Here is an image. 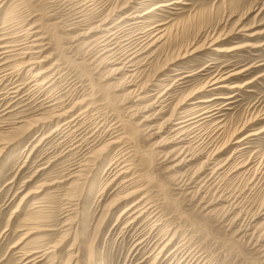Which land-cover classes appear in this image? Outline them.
Instances as JSON below:
<instances>
[{"label":"rangeland","instance_id":"374dc122","mask_svg":"<svg viewBox=\"0 0 264 264\" xmlns=\"http://www.w3.org/2000/svg\"><path fill=\"white\" fill-rule=\"evenodd\" d=\"M174 1L128 0V7L112 16L110 23L129 12L151 10L133 31L155 24L166 30L139 58L144 60L134 77L117 72L116 64L92 60L88 42L99 33L89 32L98 20L94 14L89 13V21L77 27L71 24L76 16L67 0L1 4L0 46L17 43L33 25L44 40L41 57H48L39 67L54 65V78L41 90L31 81L38 67L29 71L21 55L0 54V141L16 138L11 129L19 115L28 121L47 116L52 108L42 103L50 99L56 98L52 103L58 101L59 108L71 110L63 119L79 116L72 126L56 132L58 121L38 124L0 153V264H24L31 259L35 263L28 264H264V175L255 170L264 160V0L171 4ZM125 2L111 0L102 17ZM160 4L169 5L156 9ZM236 21L240 27L254 26L252 31L259 33L253 37L235 34L220 42L227 48L242 46L232 51L217 52L208 46L209 32L228 31ZM196 47L195 54L179 57ZM241 70L228 81L238 87L208 88L195 94L218 72ZM185 75H189L186 82L178 84ZM16 84L23 88L12 99L7 93ZM170 87H176L173 97L160 112L158 104L151 106L155 96L150 94ZM201 97L216 98L200 107L223 106L222 115L201 131L208 143L215 137L214 146L191 143L195 159L177 167L186 154L180 156L181 143L166 137L172 124L165 127L164 123L179 100L190 108ZM11 99L16 102L9 104ZM244 125L237 136L261 132L249 138L244 153L236 154L230 136ZM216 148L223 150L215 163L224 165L226 172L219 175L220 169L208 181L212 167L217 166L211 160ZM208 160L213 163L204 171ZM83 162L86 165L78 171ZM124 165L129 172L115 178ZM77 171L82 178L72 177ZM131 180L134 183L128 186ZM185 180L193 181L188 189ZM141 187L125 202L116 203L124 193ZM143 195L152 205V214L133 222L132 212L122 213ZM247 223L250 234L243 236ZM34 225L36 232L29 230ZM173 235L170 245L159 252ZM47 248L54 251L41 255ZM35 250L39 252L30 260H23Z\"/></svg>","mask_w":264,"mask_h":264},{"label":"bare ground","instance_id":"6f19581e","mask_svg":"<svg viewBox=\"0 0 264 264\" xmlns=\"http://www.w3.org/2000/svg\"><path fill=\"white\" fill-rule=\"evenodd\" d=\"M4 1L6 2L7 0H0V7H1V4ZM67 1H69L71 8L75 11L74 14H75L76 17H75L74 21L71 22L72 25L76 24L77 27L80 26V24L81 25H85L84 23L89 21V19L87 20V15L89 13L94 14V16H93L94 19H98L96 21H93V22H96L95 23L96 25L92 26L90 31H89L90 33L99 32L98 35H96L94 37L91 36V40L88 42V46H90L89 48H90V50L92 52L91 53V58H93L92 60L93 61H94V59L96 61L99 60L100 63L103 64V65L104 64H116V65H118L116 67V71L117 72L126 71V72H128V74L130 73L129 75L131 77L136 76L137 71H138V66L144 60L142 58L141 59H139V58L142 57L143 54L148 52V50H150L156 44V42H158L160 39H162L164 34L166 33L165 29H161V27H159L162 24H155V25L149 26L147 28L140 27L139 29H135L136 31H133V28H135L136 26H139L142 23H144L143 19L146 17L145 15L148 14L149 12H151V10L147 11V12H144V13H141V14H139V13L135 14L134 12H129V13H126L123 17L121 16V19H119L118 21L110 23L111 19H112V16L114 14H116L117 11H123L125 8L128 7V0H127V2H125V4H123L122 6L118 7L115 10V12H113V11H114V9L116 7L113 8L112 14L107 12L108 14H106V16H103V17H102L103 9L105 8V5L110 3L111 0H67ZM143 1L146 2V1H149V0H143ZM140 2H142V1H140ZM180 2H182V1L181 0H176V1L172 2L171 4L180 3ZM167 5H169V4H160V5L156 6L155 8L158 9V8H160L162 6H167ZM131 21H133V22H131ZM238 23L240 24V22H238ZM253 27L254 26H250V25L249 26L240 27L239 25H237V21H236V24H235V26L232 29H228L227 28L228 31H224L223 33H216L217 31L216 32H212V33L209 32L206 35V42H207L208 46H214V49L217 52H226V51H230V50L232 51V50L237 49V48L239 49V48H242V46L241 47H234V48H227V47H225L223 45H219V44L223 40H226V39L230 38L231 36L233 37L235 34H242V35H245V36H248V37H253V36H255L256 34L259 33V31H252ZM32 28H36V27L31 25L28 28L30 30L27 29V31L23 35V39H21V38H20V40L16 39L17 43H13V44H11V43L3 44L2 43L3 45L0 46L2 52L0 54L3 55V56H8L9 55L8 53L11 52V54L14 53V54L21 55L22 59H25V60H22L21 63L23 64V66L25 68L26 67H30L28 69L29 71H32V70L34 71L35 68L38 67L37 71H34V75H33V78L31 79V81H33V82L35 81V83L39 87V89L42 90V88L44 86H46L47 84H48V87H49L53 83L52 80H53L54 77H51V75H52V70L54 68V65H51L50 67H43V66L39 67L43 62H45L47 60L48 57L47 56H46V58H42L41 57L43 52H44V50H45V48H44L45 44H43L44 40H43L42 36L37 35V32H39V30L32 29ZM72 28H74V27H72ZM32 36H35V37L32 38ZM21 40H22V42H21ZM247 46L254 47L256 45L247 44ZM243 47H244V45H243ZM188 50H189V48H188ZM88 51L89 50H87V52ZM195 52H197V47L194 48L190 52L184 53L183 56L179 55V57L180 58H185L186 56H189V55H191L193 53L195 54ZM177 60H178V58L175 61L169 62V64H174ZM246 69H244V70H246ZM202 70H204V69H202ZM10 72H12V71H10ZM241 72H243V70H241V71H231V72L222 71L221 73L218 72V74H216V75L212 76L210 79H208L204 83V85L195 92V94L197 92H201V91L207 90L208 88H209L208 89L209 91H215V90H220V89H225V88L238 87V85H235V84L234 85H230L228 81L233 76H236L237 74H240ZM174 74H180V72H177V73H174ZM188 76L189 75H185L183 77H180L178 79V81H179L178 84H184L186 82L185 78H187ZM155 78H157V77H155ZM162 80H164V79H162ZM17 85H19V84H16L15 86H13L12 90L9 93H7L8 95H11L12 99L16 98V96L19 94L20 90L23 88L22 86L20 87V86H17ZM22 85L25 86L24 84H22ZM159 86H161V85H159ZM173 88H176V87H173ZM173 88L170 87V88H167V89H165L163 91H158L156 93L150 94V95L155 96L154 101L151 103V106H154L155 104H158L161 107L160 108V112H162L164 110V108L166 106H168L167 105L168 102L173 97V94H174L173 93V91H174ZM142 89L143 88H140L141 91H142ZM150 95H148V96H150ZM229 96H231V95H229ZM233 96H234V94L231 97H233ZM231 97H228V98H231ZM214 98H216V97H213V99H211V98L207 99L205 97H201L198 100L192 101L190 104H193V106L191 105L192 107H190V108H187V106H185V104L187 103L185 100H183V101L179 100L177 102L176 106H175V109L171 113L170 117H168L166 119V121L164 123L165 127H168L169 124H172V128H171L170 134L167 135L166 137H168V139L171 140V141L169 140L170 142H174V143L176 142L177 144L181 143V146H179L178 149H177V150H179V153H181L180 156L186 154L185 156L180 157L181 158L180 161L176 164L177 167L178 166H182L183 164H185L186 162H189L192 159H195L194 156L196 154L193 153V151L190 148L191 143H193V144L195 143L196 144L197 142L201 141V143H203L204 145L207 144L208 147H209L210 143L212 144V142H215L214 141L215 137L211 140L210 143L206 142L205 137H203V134L201 133V131H202L203 125H205L206 123L210 122L211 120H214L217 116L222 115L220 113L223 110V106L221 105V107L218 106L217 108H214V109H212V108H210L208 106L207 107H205V106L200 107V106L204 105L205 103L212 102L214 100ZM55 99L56 98L50 99V100L45 101V102L42 103V106L45 103V104H47L46 105L47 107H51L52 108L50 110V113L47 116H45V117H41V118H38V119H34V120H29L28 121L27 119H25V117L23 115H19L18 116V120H16L14 122V124H16V125H14L13 128L11 129V131L17 133V135L15 136L16 138L12 137V138H3V139H1V141H0V153L3 152L9 146H11V144L14 142V140L20 139L26 131L30 130L31 128L37 127L38 124L39 125H41V124H45L46 125V123H48V122L51 123L52 121L53 122L58 121V124L53 129L55 132L61 130L62 127L72 126V123L76 121V119H77V117L79 115H77V116H75V117H73L71 119H68V118L63 119L64 117H66L68 115V112H70L71 110H64V109L59 108V106L56 105V103L58 101L52 103V101H54ZM20 101H22V100H20ZM15 102H16V100L15 101L12 100V101L9 102V104H13ZM60 106H62V105H60ZM9 107H10V105H8L6 108H9ZM198 107H200V108H198ZM257 117L255 119H250L248 124H252L256 120H258ZM19 119H21V120H19ZM22 123H26V125H20ZM244 127H245V125L241 129L234 130V132H232V136H230V137H232L233 140L229 139L230 142L228 141L229 144H232V145L234 144L235 145L234 153H236V154L244 153L245 152L244 150L246 149V146H248L246 144L249 142L248 141V140H250L249 138L252 137V136H255V135H259V133L261 132V131L258 132L257 130H255L257 132H251L250 131L245 136H242V137L237 136V133L243 131ZM50 135H52V134H50ZM210 136H211V134H210ZM218 148H216V152L213 154V157H211V160L214 161V165H217V166L216 167H212V172L210 174L211 177L209 179L207 178L208 181L211 178H213L215 174L218 175L219 170L223 169V167H224V165H220L219 162L215 163L217 161L216 160L217 156L220 155L221 151L223 150V149L222 150H218ZM201 154H203V152H201ZM212 161H210V160L206 161L207 165H205L206 168L203 169L204 171L207 168H211V167H208V166L213 163ZM263 163H264V160L259 165L261 167L257 166L255 170H260V173L261 174L263 173V175H264V165H263ZM85 165H86V163H84V162L81 165H78V166H81V168L78 171L82 170V168ZM129 170L130 169L128 167H126V165H124L123 167H121L117 171V173L115 174V178L117 176H121L123 173L129 172ZM78 171L74 175H72V177L76 176L77 179L82 178L81 174H79ZM204 171L201 170L199 172V174L201 175ZM225 172H226V169L225 170L223 169V171L221 173H219V175H221V174H223ZM192 179H193V175H192ZM127 180H129V179H127ZM189 180H191V178ZM182 181H184V179H181L180 183H182ZM208 181L206 182V180H205V182H206L204 184L205 186L208 183ZM132 183H134V181L130 182L128 184V186L129 185L131 186ZM191 183H193V181L192 182H188V180H185L183 185H185L187 187ZM212 185H213V182H211L207 186V190L208 191H209L210 186H212ZM129 188H127L126 190H129ZM187 189H188V187H187ZM141 190H143L142 187L141 188H137V189L135 188V190L132 189V191H128V192L124 193L125 195L123 197L121 196V198L119 199L120 201L117 202V200H116V203L125 202L127 199L131 198L138 191H141ZM199 192L200 191L198 190L197 193H199ZM71 205H72V203H71ZM151 208H152V205H150V201L147 200V196L143 195V196L135 199L134 201H132L129 204V206L126 209H124L122 214L126 215L127 213H131L132 212V214L135 215L134 216L135 219L133 220V222H134L136 219H139L145 213L152 214L150 212ZM67 211H68V209H67ZM70 220L71 219H69V221ZM68 224H70V222ZM250 228H251V224L249 225V223H247L246 227L241 230V232L244 233L243 236H247L248 234H250V233H248ZM29 230L36 232L37 228L34 225ZM28 235H29V233H28ZM173 238H174V235L171 236V238L168 239L163 244V247L161 248V250L159 252H162L164 248L169 246L171 241L173 240ZM55 246L53 245V247H55ZM53 249H52V251H54ZM52 251L48 250V248H47V250L43 251L41 255H47V254H49V252H52ZM36 252H39V250L38 251L35 250L33 252L31 251L28 254L26 253L24 255L25 256L24 259L23 258L22 259L23 260H27L29 258V256L31 257L32 254L36 253ZM28 260H30V259H28ZM34 261H35V259H31L30 261H26L24 264H28L30 262L31 263L32 262L35 263Z\"/></svg>","mask_w":264,"mask_h":264}]
</instances>
